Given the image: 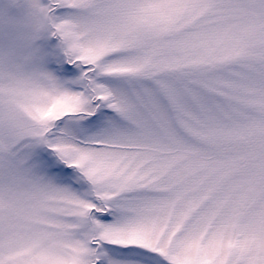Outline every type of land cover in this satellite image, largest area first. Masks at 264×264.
Wrapping results in <instances>:
<instances>
[{
  "label": "snow or ice",
  "instance_id": "6c2138e0",
  "mask_svg": "<svg viewBox=\"0 0 264 264\" xmlns=\"http://www.w3.org/2000/svg\"><path fill=\"white\" fill-rule=\"evenodd\" d=\"M0 264H264V0H0Z\"/></svg>",
  "mask_w": 264,
  "mask_h": 264
}]
</instances>
